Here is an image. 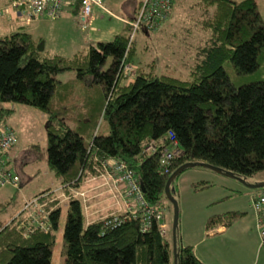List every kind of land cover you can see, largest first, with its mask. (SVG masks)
I'll return each mask as SVG.
<instances>
[{
  "label": "trees",
  "instance_id": "trees-1",
  "mask_svg": "<svg viewBox=\"0 0 264 264\" xmlns=\"http://www.w3.org/2000/svg\"><path fill=\"white\" fill-rule=\"evenodd\" d=\"M70 5L77 14L79 2ZM197 6L204 13L200 27L205 37L193 49L184 80L137 71L130 82L118 85L127 24L111 40L69 58L41 55L23 31L0 37V103L34 107L45 116L46 167L67 197L63 264H172L169 226L167 236L160 237L154 223L141 232L137 217L114 228L103 227L101 219L85 224L80 200L71 192L105 158L123 162L145 201L164 208L169 205L165 181L182 164H207L245 181L264 171V80L234 86L222 67L228 61L238 76L257 71L264 56V20L254 0H199ZM133 43L125 64L132 62ZM107 57L110 65L101 71ZM66 71L75 78L63 83L54 79ZM11 113L0 107V129L14 133L6 124ZM98 120L105 124L103 134L96 129ZM169 132L181 154L162 162L159 150L170 148ZM149 143L153 152L144 151ZM47 192L34 197H43L47 233L22 234L17 225L24 218L23 205H0V264L50 263L60 209L54 191ZM240 215L211 216L205 228ZM175 254L176 264H202L190 247L179 244L177 231Z\"/></svg>",
  "mask_w": 264,
  "mask_h": 264
},
{
  "label": "rangeland",
  "instance_id": "rangeland-1",
  "mask_svg": "<svg viewBox=\"0 0 264 264\" xmlns=\"http://www.w3.org/2000/svg\"><path fill=\"white\" fill-rule=\"evenodd\" d=\"M139 1L104 0L102 7L109 12V18L126 19L135 13ZM198 1L173 0L169 14L171 20H167L159 29L160 31L148 32L147 34L135 33L133 63L129 64L131 73L121 76L118 85L130 82L137 71L155 76L163 75L180 80L186 79L188 69L193 64V49L201 46L205 37V33L200 27L204 13L197 6ZM254 1L260 18L264 20V0ZM66 9L63 13L65 15L57 22L40 19L41 21L38 23L28 24L21 31L30 34L34 43L37 44L36 48L38 46L41 48L44 41L47 55L69 58L74 53L81 51V48L76 49V44L86 45L88 25L82 27L77 14L73 15ZM2 19H4L3 9L0 10V33L4 28ZM110 62L111 59L107 57L100 70L105 71ZM222 67L234 86L264 80V56L258 60V69L252 74L243 76L234 74L228 61H225ZM74 78L75 73L72 71L57 73L54 76L58 82H66ZM0 107L12 109L6 124L13 129L16 141L9 150L7 158L10 171L19 177L16 188L7 186L0 190V205L6 202L15 206L24 205L40 193L56 190L53 192L54 200H56L55 206L59 207L60 213L50 251L49 264H63L62 228L65 220L67 197L58 189V179L46 167L45 116L38 109L19 103H0ZM98 127L99 133H105V124L100 120L97 121L96 129ZM259 182H264V171L246 178V184ZM202 183H208L210 187L203 188L201 187ZM107 187L112 188L109 183ZM171 187L174 190L172 197L177 206L176 231L179 244L182 245L181 238L191 242L198 241L199 237H203L201 233L205 228L207 218L218 211H227L232 208L244 213L243 218L251 221L252 231L256 234L253 228L254 217L249 208L250 197L247 193L256 195L264 188L248 189L235 179L227 178L201 167L186 169L174 179ZM107 196L109 201H106L107 204L105 203L106 205L103 206L105 207L104 210L107 209V206H114L115 204L114 199L111 198V193L107 192ZM107 196L104 195L103 199ZM216 201H219L218 205H216ZM107 213L102 211L101 214H97H99L98 217H105L110 215ZM171 218L172 207L169 204L165 208V219L169 229ZM21 233L23 234L24 230ZM200 246L203 244L201 243Z\"/></svg>",
  "mask_w": 264,
  "mask_h": 264
},
{
  "label": "built area",
  "instance_id": "built-area-1",
  "mask_svg": "<svg viewBox=\"0 0 264 264\" xmlns=\"http://www.w3.org/2000/svg\"><path fill=\"white\" fill-rule=\"evenodd\" d=\"M76 1L79 2L77 18L82 27H85L90 22L93 7L110 15L102 7V0H9L3 13L10 11L23 22H31L38 18H46L52 21L59 17L64 6L73 4ZM171 5V0H140L132 20L124 22L130 27V33L120 63L119 70L122 76L131 73L130 65L125 64L124 59L135 33L140 31L155 32L160 29L168 20ZM167 136L171 146L170 148L159 150V158L162 162L173 160L181 154L173 135L169 132ZM15 141V135L10 129H0V190L7 186L16 188L18 185V176L10 171L6 161L7 154L14 146ZM144 151L153 152V144L149 143ZM94 168L95 172L100 171L105 181L111 185L115 193L119 194L124 210L122 214H110L101 218L103 227L114 228L129 217H137L139 218L141 232H147L151 223H154L158 235L160 237L167 236L168 227L165 220V208L162 206H151L145 201L138 181L123 162L105 158L99 162L98 167ZM72 195L73 197L83 198V194L72 192ZM41 198L43 197L33 198L25 203L21 209L24 213V218L19 226L17 225V228L22 226L24 234H30L35 231L48 232L46 225L48 212L44 210V204L40 202ZM249 208L254 217V229L258 237V247L264 248V190L251 197Z\"/></svg>",
  "mask_w": 264,
  "mask_h": 264
},
{
  "label": "crops",
  "instance_id": "crops-1",
  "mask_svg": "<svg viewBox=\"0 0 264 264\" xmlns=\"http://www.w3.org/2000/svg\"><path fill=\"white\" fill-rule=\"evenodd\" d=\"M103 1L104 0H102V4ZM233 1L237 2L240 0ZM8 3L9 0H1L0 10H4ZM74 8L75 7L73 5L64 7L60 17L51 22L59 21L60 18L65 15L63 14L65 9L72 13ZM3 16L4 19H2L1 22L4 23V28L2 29V33H0V37L21 31V29L26 27L28 24L38 23V21H41L40 19L46 20L45 18H38L31 22H23L10 11L3 13ZM91 16L92 18L88 23L87 29V43L86 45L76 44V49L81 48V51L76 53H84L87 51L89 46H95L96 43H102L111 40L114 35L121 31L123 25L125 24L124 22L132 20L134 14L127 17L126 19L119 17L109 18V16L101 12V10L93 7L91 10ZM169 19L170 15L168 17V20ZM140 32L143 34L145 33L144 31ZM25 33L29 34L28 32ZM38 52L44 56H52L46 54L44 41L42 42L41 50ZM131 63H133V60ZM131 80L132 79H130V81ZM83 176L84 177L81 179V185L77 191H75V193L83 194V198H78L80 200V205L84 214V221L86 225L93 221L100 220L103 216L98 217L99 214L97 213L101 214L102 211H106L109 214L115 215L123 213L124 210L119 194L115 193L112 188L109 189L107 187L108 183L103 178V175L100 174V171H94L93 173L85 172ZM203 184L206 185L205 188L210 187V184L208 183ZM107 192L111 193V198L115 201V207L110 205L106 207V210H104L105 207L103 206L107 204L106 201H109ZM247 194L251 199L253 194H249V192ZM104 195L107 197L103 199ZM88 201H90V203H88ZM218 202L219 201H216V205H218ZM226 213H240L241 215L237 218H233L230 221L223 220L222 222L214 224L209 228H204L201 233V236L203 237H199L198 241L196 242L187 241L185 238H181L182 246L190 247L195 258L202 264H264V248L258 247V237L257 234H254L252 231L251 221L245 220L246 218H243V216H245L244 213L237 210L236 208H232L227 211H218L212 216ZM201 243L203 246H200Z\"/></svg>",
  "mask_w": 264,
  "mask_h": 264
},
{
  "label": "water",
  "instance_id": "water-1",
  "mask_svg": "<svg viewBox=\"0 0 264 264\" xmlns=\"http://www.w3.org/2000/svg\"><path fill=\"white\" fill-rule=\"evenodd\" d=\"M36 49L38 51H40L41 48L38 46V48H36ZM193 167L206 168V169L213 171L214 173L221 174L227 178L235 179V180L239 181L242 185H244L248 189L264 188V182H259L256 184H246V181L242 178H238L229 172H224V171H221L219 168H215V167H212L210 165L199 163V162L185 163V164L178 166L176 169H174L173 172L166 179L164 187H163L164 196H165L167 202L172 207V218H171V225H170V241H171V250H172V255H173L172 264H176L175 234H176V227H177V206H176L175 200L172 197L174 190L171 187V184L174 181V179L177 176H179V174H181L186 169H190ZM141 191H142V189H141Z\"/></svg>",
  "mask_w": 264,
  "mask_h": 264
}]
</instances>
